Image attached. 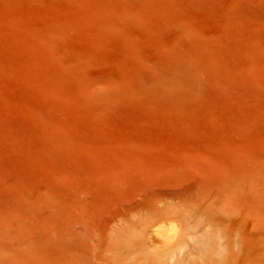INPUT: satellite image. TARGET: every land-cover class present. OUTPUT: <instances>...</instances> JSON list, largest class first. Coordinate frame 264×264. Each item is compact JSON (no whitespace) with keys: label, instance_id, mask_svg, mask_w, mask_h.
Listing matches in <instances>:
<instances>
[{"label":"rangeland","instance_id":"374dc122","mask_svg":"<svg viewBox=\"0 0 264 264\" xmlns=\"http://www.w3.org/2000/svg\"><path fill=\"white\" fill-rule=\"evenodd\" d=\"M185 59L199 66L201 87L193 92L160 98L137 85L153 67ZM70 180L96 185L85 196L93 216L118 192L135 204L142 190L187 195L197 182L209 184L216 200L229 188L230 197L237 188L258 189L246 199L254 201L251 211L258 206L263 213L264 0H0V264H39L52 253L50 263L53 252L64 253L67 238L58 240L47 224H71L83 237L74 218L80 196ZM236 182L242 186L233 188ZM241 193L229 207L243 201ZM247 200L229 221L216 212L223 224L193 227L190 249L168 264L264 262V217L248 215ZM139 213L115 221L124 224L129 248L117 239L121 248L106 255L114 264L145 262L132 250ZM170 219L159 224H179ZM108 228L103 247L115 241ZM191 247H201L199 254Z\"/></svg>","mask_w":264,"mask_h":264},{"label":"bare ground","instance_id":"6f19581e","mask_svg":"<svg viewBox=\"0 0 264 264\" xmlns=\"http://www.w3.org/2000/svg\"><path fill=\"white\" fill-rule=\"evenodd\" d=\"M191 55V53H190ZM193 56V55H191ZM190 56V57H191ZM179 58V57H178ZM193 57H191L192 59ZM188 59V58H187ZM184 60V59H183ZM181 61V62H178L179 60H176L174 62H167V63H164L162 65H157V67H153L152 65V70L147 72V73H144L142 74L139 78V81L137 82V85L140 87L141 90L149 93V94H152V95H155V96H165V95H183V94H189V92H193L194 91V88L195 87H201L199 86V83H200V78H199V66L197 68V65L194 64L193 62L191 61ZM190 60V59H188ZM193 60V59H192ZM194 61V60H193ZM197 63V62H196ZM202 65V64H201ZM147 68V67H146ZM201 71V70H200ZM206 75V74H205ZM139 76V75H138ZM137 78V79H138ZM117 79V78H116ZM205 81V80H204ZM202 82V81H201ZM122 83V82H121ZM125 83V82H124ZM116 84H120V82H116ZM114 85L115 86H118V85ZM121 85V84H120ZM113 87V89H114ZM120 87V86H118ZM117 87V88H118ZM116 89V88H115ZM199 90V88H198ZM148 94V95H149ZM121 96V94H120ZM176 97V96H175ZM187 97H190V96H187ZM153 98V97H152ZM161 98V97H160ZM164 99V97H162ZM165 98H167L165 96ZM171 98V97H170ZM186 98V97H185ZM112 99V98H111ZM105 100V99H104ZM113 100V99H112ZM162 100V99H161ZM165 100V99H164ZM168 100V99H167ZM105 102V101H104ZM102 164V163H101ZM95 166V165H94ZM107 167V166H106ZM67 168V167H66ZM88 168V167H87ZM89 169V168H88ZM100 169V167H99ZM67 170V169H66ZM99 171V170H98ZM132 171V170H131ZM124 173V172H123ZM143 173V172H141ZM126 174V173H125ZM129 174V173H128ZM127 174V175H128ZM94 175L96 176V174L94 173ZM130 175V174H129ZM71 176V175H70ZM93 176V175H92ZM227 176V175H226ZM74 178V177H73ZM75 179H76V176H75ZM78 179H82V178H77ZM110 179V178H108ZM202 179V178H201ZM252 179V178H251ZM54 180V179H53ZM86 180V179H85ZM83 180V181H85ZM92 180V179H91ZM136 180V179H135ZM142 180V179H141ZM145 180V179H144ZM87 181V180H86ZM85 181L84 185H79V181H76V184H78V186L76 187L75 185V181L72 183L71 180H70V185L73 186V189L75 191H77L79 194L77 196H80V197H77L76 199V206L74 207L75 211L77 212V214H74V218H75V223L79 222V226H82L84 228V235H82L83 237L80 238L79 236L75 235L77 234V230H75L76 233H74L73 231V226H71V224H68L67 223V227L65 228L64 227V223L61 224V226H58L57 227L52 223L51 226L48 225V227L46 226V228L49 230L52 228V230L55 228H57V232L53 235H55L56 237H58V240H63L65 239V237L67 239H65V242L62 246H64V249H65V246H67V249H65V252L62 253V254H59V250L57 252H53V255L54 257L53 260H50L48 262L50 263H47L46 260L50 259L48 258L51 254L50 253H47L48 255V259L46 258L44 261L41 259H39V264H95V262L97 263H102V264H114L116 261L114 260H111L113 259L112 257L114 255H112L111 257L107 258V252H111L112 254L115 253L117 251V244H119V248H121V241H118L120 240L122 237H124L122 235V233H124L123 231L126 230V228L123 226L124 224H121V221L118 220L116 223L115 221L117 220V218H124L126 217V215H129L130 213H132L133 215V212H140V213H143L144 212V215H141V218H139L138 220V224H140V227L139 228V231L138 229L133 231L136 233V231H138L136 234H135V239H134V242H133V245L135 246L134 249H132L134 252H135V249L137 247L136 250H138V252L142 253V255L145 256V262L144 264H168V261L170 262V260L174 259L175 257L178 256V254H180L182 252V250L184 251V249L187 247L189 248V245H188V242H190V239H192V236L193 234L191 235L190 233V230H192L193 227L197 226V227H200V230H203V228H205V230H207L208 226L211 227V226H214V225H218V224H223V222L225 221H229V219H231V217L233 218V216H237L239 211L237 212L236 210H241V208H243V205L246 203V198L249 199V196L250 198H252V196L254 197L256 195V193L253 195V193L258 190V189H249L251 191H248L246 192V185L247 182H244L243 185L246 186L244 187L245 190L242 191V189H238L237 186L240 184L238 182L234 183V186L233 188H237L236 191H241V192H245L243 194V205L241 204L242 202H238V198L240 197L241 198V195L242 194L241 192L240 193H235L236 191H234L235 194H238L237 195V200L236 202H238L240 204H235L236 207L237 205L239 206V208H234L235 205L234 204H231L233 205V209L230 206V203L233 202V198L231 199V197H235L233 195H235L234 193L231 195L230 197V194L233 192L232 190H230L229 188V192H231L230 194L229 193H226L222 196H219L218 197V200L217 197L215 199L212 198L211 199V192H209V184H206V185H202L201 186V183L198 185V182L196 183V187L194 186L193 191L192 192V195L190 194V190L189 189V193L187 192L186 194L187 195H183L181 192V189H176L177 192L173 191L174 188H172V193L169 195L166 194L165 192H156V193H153L151 192L152 194H146L148 191L150 190H142L140 191V193L137 195V197H135V199H139V202L136 201L135 204H133V202L129 199V200H123L121 199V196H120V193H116L115 195H118L117 198H115V202H112L109 204V206H106L107 208L105 209L104 206L101 205L102 208H104L105 210L102 212V214H98L99 211L96 213L95 216H93V212H91L92 215H90V212L87 210L88 209V204L90 202V200L85 197L87 195H89L92 191H94L96 185H93L94 186V189L92 188V186H87L89 185H92L94 183L92 182H89L88 184H86L87 182ZM166 181V180H165ZM79 182V183H78ZM167 182V181H166ZM201 182V181H200ZM92 183V184H91ZM60 184V183H59ZM63 184V183H62ZM73 184V185H72ZM86 184V185H85ZM123 184V183H122ZM202 184H205V183H202ZM237 184V186L235 185ZM260 184V183H259ZM149 185V184H148ZM166 185V184H165ZM261 185V184H260ZM54 186V185H53ZM59 185L57 184V187ZM64 186V184H63ZM75 186V187H74ZM110 186V185H108ZM143 186V185H142ZM168 186V184H167ZM182 186V185H181ZM238 186V187H239ZM242 186V184H241ZM250 186V185H248ZM56 187V186H55ZM102 187V186H101ZM113 187V186H112ZM111 187V188H112ZM132 187V186H131ZM150 187V186H149ZM162 187H165L164 185ZM232 187V186H231ZM76 188V189H75ZM153 188V187H152ZM155 188V186H154ZM170 188V187H169ZM168 188V189H169ZM180 188V187H179ZM228 188V187H227ZM241 188V187H240ZM252 188V186L250 187ZM264 188V187H263ZM105 190V188H102ZM139 189V188H138ZM145 189V188H144ZM183 189V188H182ZM232 189V188H231ZM68 191L69 189H64L63 191ZM113 190V189H112ZM124 190V189H123ZM180 190V192L178 191ZM228 190V189H227ZM252 190H255L253 193H252ZM62 191V193H63ZM65 191V192H66ZM115 191V190H114ZM121 191V190H120ZM188 191V190H186ZM185 191V192H186ZM218 191V190H217ZM64 192V193H65ZM124 192V191H123ZM263 192V191H262ZM61 193V197L62 195L64 196L63 198L66 197V193L65 194H62ZM210 193V194H209ZM225 193V192H224ZM247 193V195H246ZM248 193H252L251 194H248ZM259 193V194H258ZM46 194V193H45ZM49 194V193H48ZM86 194V195H85ZM96 194V193H95ZM189 194V196H188ZM209 194V195H208ZM258 195H261L260 192L258 191L257 192ZM56 195V194H55ZM82 195V196H81ZM84 195V196H83ZM91 195V194H90ZM89 195V196H90ZM97 195V194H96ZM103 195V194H102ZM101 195V196H102ZM244 195H245V198H244ZM264 195V192L261 196ZM53 196V195H52ZM58 196V195H57ZM55 196V197H57ZM68 196V195H67ZM74 196V195H73ZM88 196V197H89ZM139 196V197H138ZM202 196V197H201ZM248 196V197H246ZM259 197L262 199V197ZM60 197V198H61ZM71 197V196H70ZM91 197V196H90ZM96 197V196H95ZM107 197V196H106ZM239 198V199H240ZM41 199V198H40ZM45 199V198H44ZM53 199V197H52ZM50 198V200H52ZM56 199H59V198H56ZM55 199V200H56ZM68 199V198H67ZM94 199V198H93ZM121 199V200H120ZM231 199V200H230ZM235 199V198H234ZM246 199V200H245ZM42 200V199H41ZM49 200V198H48ZM75 199L72 200V202H74ZM134 200V199H133ZM166 200V201H165ZM167 200H171L170 202H168ZM241 200V199H240ZM251 200V199H250ZM255 200V199H254ZM259 200V199H258ZM54 201V200H52ZM67 201V200H66ZM89 201V202H88ZM93 200L91 199V202ZM109 201V200H108ZM217 201V202H216ZM248 201V200H247ZM256 201V200H255ZM45 202V201H44ZM58 202V201H57ZM62 199H61V203H59V206H62L60 204H62ZM65 202V200H64ZM63 202V205H65ZM74 202V203H75ZM94 202H95V199H94ZM166 202V204H165ZM168 202V203H167ZM174 203L172 204L171 206H168V204L170 205V203ZM207 202V203H206ZM250 203H248V206L252 205L251 202H254L253 200L252 201H248ZM54 203V202H51V204ZM66 203V202H65ZM69 203V200L68 202ZM93 203V202H92ZM103 203V202H102ZM158 203L159 205H161L162 207H159L158 206ZM220 203V204H219ZM234 203V202H233ZM259 204V207H260V204L263 203L262 202H258ZM41 204V203H40ZM94 204V203H93ZM90 205V204H89ZM219 205V206H218ZM53 206V205H52ZM67 206H69L67 204ZM253 206V205H252ZM252 206H250L249 209H246V210H249L247 211V214L249 212L250 215L252 214H259V210L261 211L263 208H256V211L258 212H255L254 209H252V211L250 210L251 208H253ZM255 206V204H254ZM262 206V205H261ZM40 207V206H39ZM44 206L42 205L41 208H43ZM94 207V206H93ZM227 207L228 210H227ZM263 207V206H262ZM60 208V207H58ZM64 208V207H62ZM69 207H67L68 209ZM91 208H92V205H91ZM99 208H100V205H99ZM71 209V208H70ZM236 209V210H235ZM54 210V209H53ZM52 210V211H53ZM61 211V208L59 209ZM58 210V211H59ZM69 210V209H68ZM99 210V209H98ZM102 210V209H101ZM245 210V209H244ZM243 212H246V210ZM93 211V209L91 210ZM228 211H235V215L233 214L234 212H228ZM251 211V212H250ZM254 211V212H253ZM62 212V211H61ZM65 212V210L63 211ZM101 212V211H100ZM218 212L216 215H222L224 216L221 220H218L216 218V216L213 214V213H216ZM242 212V210L240 211V213ZM42 213V212H41ZM40 213V214H41ZM67 214H69V212H66ZM239 213V214H240ZM264 213V212H263ZM263 213H260V218L264 217V214ZM39 214V215H40ZM65 214V213H64ZM231 214V215H230ZM233 214V215H232ZM246 214V213H245ZM248 214V215H249ZM262 214V215H261ZM52 215V213H51ZM54 217L56 215V212H54ZM63 215V214H62ZM131 215V214H130ZM42 216V215H41ZM68 216V215H67ZM247 216V215H246ZM50 217V216H49ZM53 217V218H54ZM130 217V216H129ZM140 217V216H139ZM254 217V216H253ZM256 217V216H255ZM258 217V216H257ZM69 218V217H68ZM132 218V217H131ZM138 216L136 217V220H137ZM169 218H172L170 220H173V219H176L179 224L178 225H173V224H159L160 222L162 221H166L168 220L167 222L169 223ZM42 219V218H41ZM56 219L55 218V221L54 223H57L56 222ZM63 219V218H62ZM72 219V217H71ZM40 220V219H39ZM42 222H44L45 224V221L41 220ZM40 221V222H41ZM60 221V220H59ZM64 221V220H62ZM53 222V221H51ZM61 222V221H60ZM57 223V224H60ZM65 222V221H64ZM67 222V220H66ZM113 222L115 223L116 226L112 227V224ZM120 222V223H118ZM132 222L131 220H129V223ZM253 222V221H252ZM262 222V221H259V223ZM50 223V222H49ZM70 223V222H69ZM73 223V225L75 224ZM112 223V224H111ZM257 223V222H256ZM52 225H54L52 227ZM69 225V226H68ZM78 225V224H76ZM75 225L74 228H76L77 226ZM111 225V226H110ZM114 225V224H113ZM131 225V224H130ZM255 225V224H254ZM45 227V225H44ZM50 227V228H49ZM61 227L67 229V230H63L64 234V238L63 236L61 235L62 234V230H61ZM107 227H109L110 229L112 228V230H110L109 228V232L111 231L110 234H114L112 236V238H110V236L108 237L109 240H115L113 243H110V245L108 244V242L106 241V244L104 246L106 247H103V241L105 238V230L107 229ZM70 228V229H69ZM79 227H77L78 229ZM82 228V229H83ZM115 228V230H114ZM130 228V226H129ZM44 230V228H42ZM195 229V228H194ZM211 229V228H210ZM38 230V229H37ZM41 230V229H40ZM56 229H54L53 231H55ZM73 232H72V231ZM132 229H130L131 231ZM225 230L226 229H222L220 233H222L220 236L224 237L225 238ZM233 230V229H232ZM50 231V230H49ZM46 232V231H44ZM51 232V231H50ZM83 232V230H82ZM107 232V231H106ZM203 232V231H202ZM233 232V231H232ZM43 233V232H42ZM48 233V231L46 232V234ZM218 233V232H217ZM216 233V234H217ZM41 234V233H40ZM40 234L38 237H40ZM45 234V233H44ZM78 234V235H79ZM126 234V232H125ZM131 234V233H130ZM130 234H127V236L129 237ZM228 234V232H227ZM49 235V234H48ZM108 235V234H107ZM133 235V234H132ZM131 235V236H132ZM201 236L203 234H200ZM41 236H45L43 234H41ZM50 238H51V235H49ZM62 236V237H60ZM195 236V235H194ZM216 236V235H215ZM126 237V236H125ZM125 239V241L123 242L124 245H127L126 247H128V240ZM227 237H229V235H227ZM41 238V237H40ZM43 238V237H42ZM41 238V239H42ZM147 238V239H150L151 242L149 243H152L151 245H153L155 248L154 250H150V248H147L145 245V247H143V243L144 242V239ZM196 238V236H195ZM219 238V237H217ZM45 239H46V236H45ZM47 239H48V236H47ZM118 239V240H117ZM123 239V238H122ZM194 239V238H193ZM220 239V238H219ZM229 239V238H228ZM38 240V239H37ZM57 239L55 241H58ZM111 240V241H112ZM220 241V240H219ZM223 241H225L223 239ZM238 241H240V244H242V248H244L245 246V241H244V238L242 235H240ZM54 242V240H53ZM52 243V242H51ZM57 243H60L59 241ZM122 243V245H123ZM239 243V242H238ZM56 245V243H53ZM52 244V246H53ZM194 244V243H193ZM198 244V242H197ZM220 244V242L218 243ZM51 245V244H49ZM58 245V244H57ZM124 245L122 246L124 248ZM147 245V244H146ZM235 245V244H234ZM41 246V245H40ZM52 246H47L49 247V249L52 247ZM60 246V245H59ZM58 246V247H59ZM109 246V247H108ZM192 246V245H191ZM224 246V245H223ZM56 247V246H54ZM125 247V248H126ZM195 247V246H194ZM191 247V252L192 254H194V249H197L196 252L198 251V254H199V250L200 248L196 247ZM241 247V246H240ZM42 247H40L41 249ZM46 248V247H45ZM57 248V247H56ZM56 248L54 250H56ZM118 248V249H119ZM122 248V249H123ZM124 248V249H125ZM126 248V249H127ZM133 248V246L131 247ZM152 248V247H151ZM37 249V248H36ZM39 249V250H40ZM43 249V248H42ZM58 249V248H57ZM149 249V251L147 250ZM190 249V248H189ZM35 250V249H34ZM38 250V249H37ZM38 250V251H39ZM52 250V249H50ZM49 252H52L50 251ZM130 250V249H129ZM36 251V250H35ZM42 250L39 251V253H37L38 255L44 253L45 251H43L41 253ZM126 251V250H124ZM132 251V252H133ZM240 251V250H239ZM62 252V250H61ZM103 252L105 256H103ZM133 252V253H134ZM118 253V252H117ZM124 253V252H123ZM189 253V254H190ZM215 253V252H214ZM36 254V253H35ZM50 254V255H49ZM125 254V253H124ZM37 255V256H38ZM44 255V254H43ZM116 255V253H115ZM52 256V255H51ZM202 256H204L202 254ZM206 257V256H205ZM38 258V257H37ZM36 258V260H38ZM199 258L201 259L202 257L199 255ZM170 259V260H169ZM204 260V259H203ZM206 261H208V259H206ZM210 261V260H209ZM208 261V263H209ZM262 261V260H261ZM142 263V262H141ZM264 263V262H262ZM261 263V264H262Z\"/></svg>","mask_w":264,"mask_h":264}]
</instances>
